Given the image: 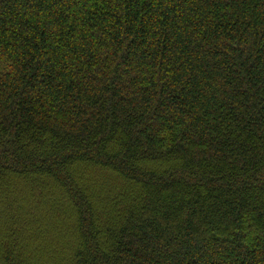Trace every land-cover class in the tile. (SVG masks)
<instances>
[{
	"label": "trees",
	"instance_id": "trees-1",
	"mask_svg": "<svg viewBox=\"0 0 264 264\" xmlns=\"http://www.w3.org/2000/svg\"><path fill=\"white\" fill-rule=\"evenodd\" d=\"M0 264H264V0H0Z\"/></svg>",
	"mask_w": 264,
	"mask_h": 264
}]
</instances>
